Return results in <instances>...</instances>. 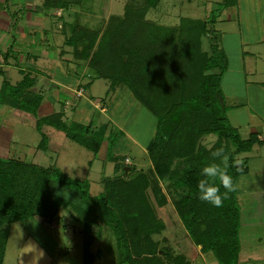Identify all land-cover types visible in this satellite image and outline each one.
Instances as JSON below:
<instances>
[{
    "label": "trees",
    "instance_id": "obj_1",
    "mask_svg": "<svg viewBox=\"0 0 264 264\" xmlns=\"http://www.w3.org/2000/svg\"><path fill=\"white\" fill-rule=\"evenodd\" d=\"M49 1L53 0H44L46 7H52ZM159 1L146 0L142 8L129 9L128 17L112 31H106L98 50L92 53L97 31L79 29L67 40L76 56L88 60L95 77L111 75L110 89L125 83L154 113L157 119L155 136L147 149L152 166L139 172L128 184L123 176L117 175L119 171L125 173L127 166L116 161V174L102 178L104 190L91 195L88 179L70 177L56 165L46 167L0 156V264L4 262L12 223L33 216L51 221L68 205L79 212L82 200L87 206L83 230L85 264H91V232L95 224L89 216L98 212L116 236L119 264H191L183 253L174 254L169 246L160 247L154 238L165 228L157 207L168 203L162 181L178 190L179 196L172 203L194 242L201 245L203 251H213L219 264H237L241 249L238 190L218 208L199 199L197 183L204 178L201 169L206 164L221 163L220 159H213L211 152L223 146L229 155L227 172L236 184L240 177L249 173L246 159L238 155L250 152L255 144H264V140L259 138L258 132L243 137L227 115L229 106L221 87L227 69L225 56L216 44L210 52L202 46L203 37L214 29V13L208 20L183 18L178 26H160L145 19L147 10ZM237 2L223 0L217 10ZM108 55L112 59L106 61ZM102 65L107 71L99 73ZM25 84L26 79L16 85L5 81L0 90V98H3L0 102L9 98L11 106L36 114L42 95L21 98L19 93L26 88ZM47 125L62 130L70 140L95 153L106 138H111L105 126L98 131L92 122L67 120L63 113L55 112L38 117L36 121L41 133L39 149L46 150L49 146V136L44 131ZM209 134H215L216 140L211 147H206L201 138ZM110 138L108 150L109 156H113L115 141ZM236 160L242 161V171L234 165ZM53 181L73 188L79 200L73 202L63 194L54 193L52 188L56 184H52ZM215 184L220 186L219 179ZM220 191L223 193L225 189L221 186Z\"/></svg>",
    "mask_w": 264,
    "mask_h": 264
},
{
    "label": "rangeland",
    "instance_id": "obj_2",
    "mask_svg": "<svg viewBox=\"0 0 264 264\" xmlns=\"http://www.w3.org/2000/svg\"><path fill=\"white\" fill-rule=\"evenodd\" d=\"M222 1L160 0L156 6L147 10L145 19L160 26L173 27L178 26L183 18L208 20L214 13V29L211 34L203 37V49L210 52L212 45L216 44L218 51L225 56L227 69L223 74L221 87L226 105L246 104L248 107L250 123L245 120L243 125L238 126L242 136L248 137L255 129L260 130L264 136V0H238L236 4L219 11L217 6ZM49 4L52 6L48 7L49 15L58 17L62 22L57 27V18L48 20L53 21L51 25H54L55 33L57 28L65 30L66 36H61L60 41L63 42V47L69 49V57L80 59L91 72L93 67L88 60L76 56L74 47L67 40L79 29L94 30L97 31L98 38L91 53L98 50L105 32L112 31L120 21L128 17L129 9L142 8L146 0H53ZM78 46L81 48L82 44ZM108 56L110 57L106 61L112 59L111 55ZM98 70L99 73H104L107 67L102 65ZM100 76L101 74L94 80L88 76L84 79L85 83L88 82V96L85 95L92 101L91 104L71 103L70 107L80 108L75 112L68 110V118L83 123L92 122L93 128H99L98 131L105 126L107 135L111 134V138H106L97 153L69 138L58 144L55 142L53 148L49 145V150H39L41 133L30 120H26L18 128L22 138L27 140L26 144L14 146L10 158L16 156L23 161L28 160L46 167L56 164L70 177L88 179L91 195H98L104 190L102 178L116 174V161L128 167L125 173L119 171L117 174L123 176L128 184L139 176V172L147 171L152 166L147 149L155 136L156 116L135 97L125 83L110 89L111 75ZM76 94L82 95L83 91L77 89ZM12 97L15 99V94ZM53 106L56 109L62 108V102L54 103ZM16 108L26 112L22 108ZM109 138L115 141L113 156H109ZM215 140V134L201 138L206 147H211ZM238 157L246 159L249 173L236 181L237 202L244 209L241 211V249L237 264H264V210H253L254 199L250 200L249 197V192H264V144H255L250 152L241 153ZM73 168L76 172L74 174ZM53 183L56 184L52 188L54 193L63 194L73 202L79 200L80 197L73 188L55 181ZM170 184L167 181H162L161 184L163 192L168 196V203L157 207L165 228L155 234L154 238L159 241L160 247L169 246L174 254L183 253L191 264H219L213 251H203L202 246L197 245L189 235L172 203L179 196L178 190ZM263 205L264 202L260 206ZM260 206L256 205V209H260ZM85 207L87 206L82 200L79 212L74 206L68 205L51 221L33 216L12 223L3 264H31L39 253L28 247L30 243L38 245L44 252V257L38 264H85ZM98 214L89 216L95 222L91 232V264H119L116 236L102 214ZM246 253L250 255L246 256ZM255 253H259L258 258Z\"/></svg>",
    "mask_w": 264,
    "mask_h": 264
},
{
    "label": "crops",
    "instance_id": "obj_3",
    "mask_svg": "<svg viewBox=\"0 0 264 264\" xmlns=\"http://www.w3.org/2000/svg\"><path fill=\"white\" fill-rule=\"evenodd\" d=\"M48 9L41 0H0V90L5 81L16 85L26 79V88L19 96L32 99L38 94L42 95V102L35 116L28 111H26L28 113L19 111L16 107H7L0 102L1 157L10 158L14 146L26 144L27 140L22 138L18 129L26 120H30L36 127L38 117L55 112L63 113V118L67 116L64 119L73 120L68 118V110L75 112L80 106L70 107L71 103L80 105L81 102L90 104L92 102L86 97L88 82L85 83L84 79L87 76L92 80L96 79L94 69L89 72V68H85L80 59L69 57V49L63 47L64 44L60 41L61 36L63 38L66 36L65 30L57 28L55 33L54 25H51L53 21L48 18H57L55 19L58 21L57 27L62 21L60 22L58 17L50 16ZM77 89L82 90L83 94L78 96ZM8 102H11V99L7 98L3 103ZM57 102H62V108L56 109L53 106ZM227 115L233 126H241L245 120L250 123V113L246 104L229 106ZM44 131L49 136V145H52V148L55 142L58 144L68 138L62 130L54 126L47 125ZM252 132H258L259 138L264 140L260 130L255 129ZM74 172L73 168L72 174ZM249 197L250 200L254 199L253 210L254 208L264 210V205L260 206L264 202L263 190L249 192ZM256 205L261 208L256 209ZM243 210L241 208V211ZM247 254L250 255L246 253V256ZM255 254L258 258L259 253Z\"/></svg>",
    "mask_w": 264,
    "mask_h": 264
},
{
    "label": "clouds",
    "instance_id": "obj_4",
    "mask_svg": "<svg viewBox=\"0 0 264 264\" xmlns=\"http://www.w3.org/2000/svg\"><path fill=\"white\" fill-rule=\"evenodd\" d=\"M213 159H220L221 163H210L206 164L201 169V176L204 177L200 179L197 183V189L199 193V199L201 201L207 202L215 207H222L225 200L230 198V194L234 193L238 185L233 182L232 176L227 172V167L229 165V155L226 154L225 148L222 146L215 151L211 152ZM234 165L237 167L238 171H242V161L236 160ZM219 179L220 186H216L215 181ZM223 187L225 191L221 193L220 187ZM28 247L32 248L34 252L39 253L38 257H34V264H38V261L44 257V252L42 249L38 248V245L30 243ZM32 260V262H33ZM31 262V264H32Z\"/></svg>",
    "mask_w": 264,
    "mask_h": 264
},
{
    "label": "water",
    "instance_id": "obj_5",
    "mask_svg": "<svg viewBox=\"0 0 264 264\" xmlns=\"http://www.w3.org/2000/svg\"><path fill=\"white\" fill-rule=\"evenodd\" d=\"M127 168H128V167H127ZM127 168H126V169H127Z\"/></svg>",
    "mask_w": 264,
    "mask_h": 264
}]
</instances>
